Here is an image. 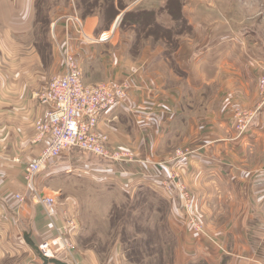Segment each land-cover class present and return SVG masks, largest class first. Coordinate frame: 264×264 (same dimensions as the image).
Here are the masks:
<instances>
[{"label":"crops","instance_id":"0c3cea01","mask_svg":"<svg viewBox=\"0 0 264 264\" xmlns=\"http://www.w3.org/2000/svg\"><path fill=\"white\" fill-rule=\"evenodd\" d=\"M38 1L0 0V264H43L28 241L37 247L52 241L64 224L65 209H58L52 223L43 206L33 200L25 176L29 163L45 148V143L36 140L37 124L46 119L49 108L38 97L54 77L64 73L60 54L68 44L78 50L76 59L85 85L130 79L128 99L100 119L98 131L109 136L111 145L145 152L152 149H147L150 145L155 149L159 139L163 142L171 132L182 147L192 145L186 181L194 189V199L200 207L207 200L216 201V215L224 210L222 214L228 217L213 221L212 216L199 213L208 233L226 252L211 251L212 264H264V107L244 136L237 137L232 123L236 109L260 107L259 99L249 94L250 83L256 86V68L247 50L239 49L250 33L248 28L223 33L216 30L211 12L200 17L193 10L184 11L194 36L201 28L211 27L204 41L189 43L183 51L180 44L171 53L159 49L154 56L143 51L136 61L129 48L127 53L107 49L118 44L117 24L105 32L98 15L83 19L85 34L80 38L92 43L90 36L96 40L111 33V41L83 44L78 38L76 44L71 19L68 24L52 23L42 45L37 37ZM180 77L186 79L185 89L180 87ZM233 94H239V99ZM149 102L168 110L151 116L146 110ZM151 121H158L153 130ZM143 122L148 123L147 135L157 143L143 141L138 124ZM76 154L65 153L49 164L38 178L40 191H51L44 178L72 172ZM18 195L24 202L16 199ZM76 258L78 262L58 259L68 264H101L92 255L77 253Z\"/></svg>","mask_w":264,"mask_h":264},{"label":"rangeland","instance_id":"374dc122","mask_svg":"<svg viewBox=\"0 0 264 264\" xmlns=\"http://www.w3.org/2000/svg\"><path fill=\"white\" fill-rule=\"evenodd\" d=\"M37 7V37L42 45L52 23L68 24L72 23L71 19L75 22L80 20L83 26L74 23L76 28H73L72 39L76 38L77 44L78 38L85 34L83 19L98 15L105 32L117 24L114 32L119 37L118 44L116 47L107 45V49L127 53L129 48L136 61L143 57V51L154 56L159 49L171 53L179 44L180 51H183L189 43H202L204 34L209 33L211 27L201 28L194 36L184 11L187 14L193 10L195 16L200 17L211 12L217 20V31L226 33L248 28L250 33L245 42L241 41L244 45L239 49L247 50L246 54L256 68V86L250 83V98L259 99V106L264 100L259 86L264 72V0H39ZM103 35L96 40L89 35L94 41L92 43L81 40L83 44H94L106 43L104 41L113 38L111 33ZM179 35L180 40L177 39ZM102 38L104 41H101ZM71 46L68 44L62 53L69 51L77 58L78 50ZM128 80L126 76L117 83L108 81L101 84H121ZM184 80L180 77V87L185 89ZM131 90L132 86L129 95ZM233 95L239 99V94ZM191 98L192 95H189ZM148 104L146 110L151 116H158L165 109L162 104ZM257 109L248 113H255ZM240 111L236 109L232 121L238 138L242 137L239 127L245 123L237 115ZM157 122L151 121L152 130ZM138 124L143 141L146 144L157 143L158 140L147 135L148 123ZM161 129L159 127V135ZM171 134L173 132L163 142L162 138H158L160 144L155 149L146 145L147 149H152L139 153L132 147H114L108 136L110 148L119 152V156L127 162L110 163L76 151L77 162L72 172H58L52 178H44L51 188L47 195L56 196L58 209H65L66 214L62 216L64 222L70 221L67 230L61 232L60 227L57 228L55 239L62 236L66 248L55 252L56 259L78 262L76 254L83 253L96 257L101 264H212L211 251L213 254H226L224 247L217 245V239L206 230L207 224L199 213L203 211L205 216H212L213 221L221 219L222 222L228 217L222 214L224 210L219 211L221 216L216 215V201L207 200L200 207L194 199V189L186 181L194 149L192 145L182 147L181 141L171 137ZM143 147L145 149V144ZM198 228L200 231L196 230Z\"/></svg>","mask_w":264,"mask_h":264},{"label":"built area","instance_id":"2783aa9c","mask_svg":"<svg viewBox=\"0 0 264 264\" xmlns=\"http://www.w3.org/2000/svg\"><path fill=\"white\" fill-rule=\"evenodd\" d=\"M76 22L74 20L77 26H82L80 20ZM61 56L64 73L54 77L47 89L38 97L40 104L49 108L46 119L37 124L36 140L38 143H45V148L29 163L25 176L33 200L43 206L52 223L58 215V203L55 195H47L40 191L39 176L50 163L63 154L73 151L94 155L110 163L127 162L119 156V152L110 148L108 136L100 133L98 126L103 114L119 106L128 98L131 88L129 82L85 85L82 69L75 56L69 51L62 53ZM259 83L264 99V72ZM262 107H264V100L255 113H248L249 111L245 110L238 112L237 115L245 122L239 127L240 135L244 136L253 127ZM16 199L20 202L25 200L19 195ZM67 221L68 223L64 225ZM66 222L60 228L61 232L70 227V221L66 220ZM196 230L200 231V228ZM65 248L66 243L62 236L39 246L42 255L48 259L55 258V252Z\"/></svg>","mask_w":264,"mask_h":264},{"label":"water","instance_id":"95a60500","mask_svg":"<svg viewBox=\"0 0 264 264\" xmlns=\"http://www.w3.org/2000/svg\"><path fill=\"white\" fill-rule=\"evenodd\" d=\"M120 19H121V17H119L117 20L119 21ZM28 244L36 252V254L41 259V261H42L43 264H68V263H66L64 261H61L59 259H56V258H52V259L45 258L42 255L41 251L39 250V247H37L36 245H34L31 241H28Z\"/></svg>","mask_w":264,"mask_h":264}]
</instances>
